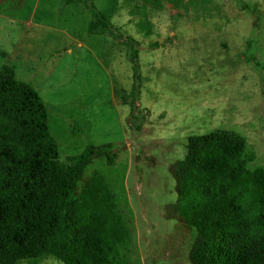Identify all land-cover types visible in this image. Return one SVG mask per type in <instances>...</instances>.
Masks as SVG:
<instances>
[{
  "label": "rangeland",
  "instance_id": "rangeland-1",
  "mask_svg": "<svg viewBox=\"0 0 264 264\" xmlns=\"http://www.w3.org/2000/svg\"><path fill=\"white\" fill-rule=\"evenodd\" d=\"M78 1L0 0V71L12 67L39 93L62 161L123 148L116 166L95 160L78 183L99 173L113 192L131 236L121 254L191 264L194 231L167 217L170 167L190 136L221 130L244 138L250 170L264 169V0H90L114 37L91 33ZM135 82L141 130L130 127Z\"/></svg>",
  "mask_w": 264,
  "mask_h": 264
},
{
  "label": "trees",
  "instance_id": "trees-1",
  "mask_svg": "<svg viewBox=\"0 0 264 264\" xmlns=\"http://www.w3.org/2000/svg\"><path fill=\"white\" fill-rule=\"evenodd\" d=\"M80 2L92 11L90 32L114 37L90 0ZM73 3L79 1L62 0ZM15 75L9 66L0 71V264L48 257L62 264H131L120 249L130 230L103 176L95 173L78 187L93 161L116 166L123 148L89 146L62 161L42 98ZM132 87L134 97L137 83ZM135 98L130 127L141 130ZM186 150L170 167L177 200L167 217L194 231L191 264H264V169L248 168L255 155L244 138L215 130L190 136Z\"/></svg>",
  "mask_w": 264,
  "mask_h": 264
},
{
  "label": "crops",
  "instance_id": "crops-1",
  "mask_svg": "<svg viewBox=\"0 0 264 264\" xmlns=\"http://www.w3.org/2000/svg\"><path fill=\"white\" fill-rule=\"evenodd\" d=\"M91 4H92V1H91ZM93 5V4H92ZM81 46H84L83 44H81Z\"/></svg>",
  "mask_w": 264,
  "mask_h": 264
}]
</instances>
